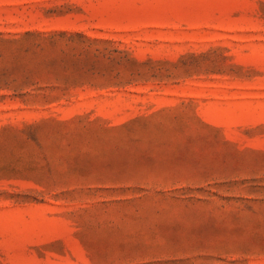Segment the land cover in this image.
<instances>
[{"label": "rangeland", "instance_id": "1", "mask_svg": "<svg viewBox=\"0 0 264 264\" xmlns=\"http://www.w3.org/2000/svg\"><path fill=\"white\" fill-rule=\"evenodd\" d=\"M0 264H264V0H0Z\"/></svg>", "mask_w": 264, "mask_h": 264}]
</instances>
